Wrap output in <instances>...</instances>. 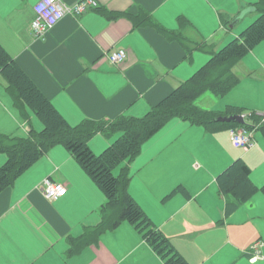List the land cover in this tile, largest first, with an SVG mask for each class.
Masks as SVG:
<instances>
[{"label": "crops", "instance_id": "crops-1", "mask_svg": "<svg viewBox=\"0 0 264 264\" xmlns=\"http://www.w3.org/2000/svg\"><path fill=\"white\" fill-rule=\"evenodd\" d=\"M99 1V7L79 16L66 14L44 38H36L30 22L39 0H0V43L71 125L86 119L144 116L195 73L196 56L206 54L207 63L213 50L236 37L260 13L257 9L250 11L232 26L235 17L256 2L264 3ZM149 20L185 37L186 48L165 37ZM260 44L255 48L259 49ZM187 48L192 50L191 57L187 56ZM119 49L126 50L129 58L116 64L108 54ZM254 55L261 65L247 70L264 72V50ZM25 112L33 128H44L30 107L23 110L17 106L9 82L0 72L2 134L20 136L15 134L16 129L24 123L26 133L19 134L26 136ZM180 120L186 129L197 125L210 132L205 126ZM165 128L147 139L139 154L117 166L114 173L118 175L128 167L127 190L191 264H245L247 260L264 264V200L252 199L256 191L228 212L227 196L217 179L238 158L251 168L252 175L253 165L246 157L251 147H236L227 130L231 147L243 152L228 153L212 165L204 164L198 159L199 140L191 141L187 135L169 145L170 135ZM120 134L108 137V143L97 149L95 137H104L97 133L89 139V145L100 153ZM6 160L7 154L0 151V167ZM251 175L259 189L260 184ZM46 177L66 183L67 195L48 200L40 189ZM160 200L162 207L158 209L154 202ZM106 201L104 190L68 148L61 143L54 145L0 193V264H119L126 257L137 264H166L142 232L127 220L102 232L99 241L68 256L71 236L101 223ZM256 220L262 225L255 224ZM254 255L258 256L256 262L252 260Z\"/></svg>", "mask_w": 264, "mask_h": 264}, {"label": "trees", "instance_id": "trees-1", "mask_svg": "<svg viewBox=\"0 0 264 264\" xmlns=\"http://www.w3.org/2000/svg\"><path fill=\"white\" fill-rule=\"evenodd\" d=\"M254 6L260 15L253 22L218 50H213L207 63L142 117L121 115L107 120L86 119L78 125H71L0 43V72L9 82V92L19 108L24 110L25 106L30 107L44 123L42 130H36L25 112L26 136L0 133V151L7 154L6 162L0 167V193L51 147L64 144L107 196L102 222L92 230L86 228L85 233L79 236H71L68 256L99 241L102 232L127 220L142 232L144 239L166 264H191L171 240L154 226L145 210L127 190L130 179L128 167H124L118 175L114 169L125 160L136 157L143 143L174 117L205 126L210 132L252 126L247 121L219 120L221 116L244 114V107L228 105L227 110L220 111L203 108L195 100L207 90L223 96L239 83L240 78L233 70L235 65L264 40V3L259 1ZM148 23L169 40H177L186 48L185 37L150 20ZM191 53L192 50L187 48L188 57H191ZM250 115L254 126L264 131V115L256 111H251ZM97 133L106 137L121 134L102 152L96 153L90 147L89 139ZM250 175L251 168L241 158L218 175L219 188L227 196L228 212L250 199L258 190Z\"/></svg>", "mask_w": 264, "mask_h": 264}, {"label": "rangeland", "instance_id": "rangeland-1", "mask_svg": "<svg viewBox=\"0 0 264 264\" xmlns=\"http://www.w3.org/2000/svg\"><path fill=\"white\" fill-rule=\"evenodd\" d=\"M241 31L238 34H240ZM261 43L262 44L259 43L260 44L259 49L255 48L254 50H251L244 57H242L241 60L236 64L235 70H237L238 72L237 73L235 71L234 72L238 75L240 81L228 93H226L223 96H217L211 90H207L205 93H203L200 97H198L195 100V103L203 108L220 110V111L227 110L228 105H233V104L245 108L244 114L246 115V121L249 125H252L249 126V128L252 127L251 131L254 138V145L251 147L252 150L250 153L247 154L246 157L253 165V170L251 175L252 179L257 184H260L259 185L260 188L252 197V199L255 201L264 200V194L261 195V193L264 192L263 191L264 131L261 129H256L250 113L252 110H256L258 112H264V72L253 73L247 69L249 66L252 65L253 66H257V64L261 65L260 63L257 62L256 60L257 58L254 55L255 53H259V51L264 50V40ZM199 55L200 56H196V62L194 64V70L196 71L198 70V68H200V65L202 66L205 63L207 57L206 54L204 53ZM198 57H201V59L199 60ZM256 68L259 69L260 66ZM181 121L182 120H180V117H174L165 125L166 126L165 131H168V135H170L168 144L170 145L172 141L180 140V138H184L187 135H189L188 138H191V141L199 140L200 150L198 152V156H199L198 159L203 161L204 164H206L207 162L209 165H212L223 156H227L228 153H235L240 151L233 149L231 147L229 143V132L227 130H219L216 132L207 133L205 132V129L203 127L197 125L188 127L186 129V126H184V124H182ZM197 129H201V131L203 132L197 131ZM228 130L230 131L231 129ZM23 132L26 133V129L24 127V123H21L17 127L15 134L22 136L19 133H23ZM175 135H177L178 136L177 138L179 139H176ZM95 139L97 142L96 143L97 149H101L103 148L104 143L105 145L108 143L107 140L109 138L99 135L96 136ZM119 169L120 168H117L116 171H118ZM154 203L158 209H161L162 207L161 200L160 202H154ZM254 223L257 224L258 226L262 225V221L256 220ZM247 262L244 261L245 264H250L249 262L248 263ZM242 263L243 262H241V264ZM119 264H137V263L134 260L130 259L129 257H126L123 261H120ZM138 264L141 263L138 262Z\"/></svg>", "mask_w": 264, "mask_h": 264}, {"label": "built area", "instance_id": "built-area-1", "mask_svg": "<svg viewBox=\"0 0 264 264\" xmlns=\"http://www.w3.org/2000/svg\"><path fill=\"white\" fill-rule=\"evenodd\" d=\"M99 5V0H76L74 3H68L67 0H39L30 22V31L34 37L44 38L46 32L61 21L66 14L79 16L90 9L99 7ZM108 58L113 63L121 64L128 60L129 54L123 49L113 50L108 54ZM242 115L246 119V115ZM230 135L231 141L236 147L247 149L254 145V138L249 126L231 129ZM40 189L50 201L58 200L68 193L66 183L54 180L51 177H46L43 180ZM252 258L254 262L258 260L257 255Z\"/></svg>", "mask_w": 264, "mask_h": 264}, {"label": "water", "instance_id": "water-1", "mask_svg": "<svg viewBox=\"0 0 264 264\" xmlns=\"http://www.w3.org/2000/svg\"><path fill=\"white\" fill-rule=\"evenodd\" d=\"M256 10V7H250L248 9H245L244 11H242V13L240 15H238L237 17H235V19H233V21L231 22V25L234 26L236 25L240 19H242L246 13ZM220 121H225V122H232V121H236L238 123H245V119L243 117V115L241 114H236V115H230V116H221L219 117Z\"/></svg>", "mask_w": 264, "mask_h": 264}]
</instances>
